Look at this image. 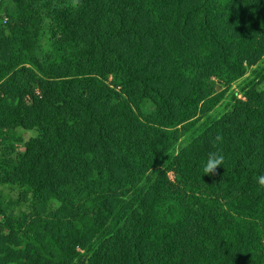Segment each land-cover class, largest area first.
<instances>
[{"label": "trees", "instance_id": "obj_1", "mask_svg": "<svg viewBox=\"0 0 264 264\" xmlns=\"http://www.w3.org/2000/svg\"><path fill=\"white\" fill-rule=\"evenodd\" d=\"M37 1L0 0V264H264V0Z\"/></svg>", "mask_w": 264, "mask_h": 264}, {"label": "rangeland", "instance_id": "obj_2", "mask_svg": "<svg viewBox=\"0 0 264 264\" xmlns=\"http://www.w3.org/2000/svg\"><path fill=\"white\" fill-rule=\"evenodd\" d=\"M11 1L12 0H2L3 3V7L4 9H9L10 5H11ZM64 3H66L67 5V0H63ZM38 4H42L41 0L37 1ZM3 7L0 9V26L4 25V18H3ZM109 83H111V81H108ZM241 82V81H239ZM216 87V92L219 93L222 91V89L218 86L215 85ZM119 90V88H118ZM235 93L237 94V99L241 100V101H246V99L240 94V92L237 89V86H233L232 90H229V92L226 94V96H230L231 93ZM33 95L38 98L41 99V90L36 88L33 91ZM26 102L30 101V97H26L25 98ZM225 103L223 102L222 105H224ZM37 136L36 132L34 131H26V130H21V129H15L14 132L9 133L8 135L6 134V136H4V138L6 137L9 141V144H12L14 146V149L18 152H23V147L24 145L32 138H35ZM10 137V139H9ZM3 139L0 138V144H2ZM179 146L181 145V143H178ZM169 177L171 180H173V175L170 173ZM17 190L18 189H13L10 187H0V193L2 194V196L7 199V201H9V207L11 208L10 211H13L14 213H19L20 211H24L25 213L27 212V209L25 207H22V205H15L14 202L18 199L17 196Z\"/></svg>", "mask_w": 264, "mask_h": 264}, {"label": "clouds", "instance_id": "obj_3", "mask_svg": "<svg viewBox=\"0 0 264 264\" xmlns=\"http://www.w3.org/2000/svg\"><path fill=\"white\" fill-rule=\"evenodd\" d=\"M81 0H67V5L73 9H78L80 6ZM222 138L220 135H217L214 138V145L219 144ZM225 156L222 151H209L206 159L203 162L202 173L203 175H215L218 166H222L224 163ZM257 184L260 188H264V174L257 177Z\"/></svg>", "mask_w": 264, "mask_h": 264}]
</instances>
